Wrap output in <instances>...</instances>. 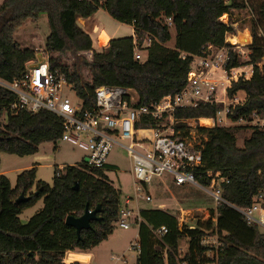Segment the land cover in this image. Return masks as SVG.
Masks as SVG:
<instances>
[{
  "label": "trees",
  "instance_id": "obj_1",
  "mask_svg": "<svg viewBox=\"0 0 264 264\" xmlns=\"http://www.w3.org/2000/svg\"><path fill=\"white\" fill-rule=\"evenodd\" d=\"M246 6L252 11L248 59L241 60L240 54L230 49L225 68L251 66V75L233 80L227 90L230 98L240 90L245 92L244 100L230 106L228 117L233 122L251 119L253 112L264 114V0H3L0 79L10 82L21 78L25 63L36 58L35 50L22 47L14 33L25 20H37L44 13L49 25L44 49L49 68L64 73L84 109L96 108L95 88L104 84L133 89L138 96L135 106L150 105L182 90L192 55L201 54L208 45L221 46L226 33L234 34L232 23H225L221 16L230 17L232 9ZM99 8L118 22L132 25L134 35L111 37L106 47L94 48L78 19L91 17ZM167 18L173 26L167 24ZM171 27L175 30L174 48L166 45L172 38ZM147 36L151 41L144 48L145 61H141L134 56L135 47H140ZM65 55L70 56L69 61ZM16 103V94L0 84V151L26 155L35 153L44 141L56 143L61 138L63 127L55 113L47 109L29 111ZM223 107L222 102L199 101L178 108L174 113L176 136L187 133L183 119L216 117ZM152 124L144 118L135 126ZM245 130L249 134L239 146L237 134ZM198 132L204 133L206 140L202 142V165L194 168L195 176L203 186L211 182L209 172H219L225 179L220 182L225 202H220L216 211L220 218L228 219V226L221 220L214 222L211 215L194 227H180L169 210L140 206L141 221H132L138 226L135 264H264V228L245 221L233 207H246L264 197V126L216 123L212 127L198 126ZM108 166L107 162L101 168L91 167L83 160L56 166L51 184L36 180L35 165L21 170L14 186L6 174L0 173V216L3 198L12 201L18 212L43 200L41 209L32 215L37 224L30 233L5 230L0 224V264H80L66 262L65 252L98 246L113 231L119 217L120 191L106 174ZM21 193L29 197L17 203ZM98 204L99 219L91 220L90 227L82 229L78 237L75 228L65 223L66 216H80L86 205L94 209ZM161 226L167 231L159 235ZM224 227L228 229L225 233ZM209 230L218 236V248L202 244ZM182 239L187 249L179 256ZM26 241L33 246L27 247L23 244ZM210 251L215 257L207 254Z\"/></svg>",
  "mask_w": 264,
  "mask_h": 264
},
{
  "label": "built area",
  "instance_id": "obj_2",
  "mask_svg": "<svg viewBox=\"0 0 264 264\" xmlns=\"http://www.w3.org/2000/svg\"><path fill=\"white\" fill-rule=\"evenodd\" d=\"M221 20L228 23L222 18ZM166 21L169 26H173L171 18H167ZM232 34L226 33L223 45H208L201 54L192 55L182 90L174 95H164L150 105L135 106L138 96L133 89L104 84L95 88L96 108L84 109L82 100L76 96L73 84L67 81L64 73L50 70L48 56L27 61L21 78L10 82L0 79V84L16 94L18 106L29 111L47 109L55 113L63 127L60 140L82 149L85 152L83 161L87 165L103 167L115 145L127 151L131 161L134 194L121 200L116 222L120 227L127 229L134 219L141 221L140 200L152 199L149 183L155 176L169 174L176 185L192 184L205 190L212 196L215 205L225 202L220 187V182L225 179L220 178L219 172L208 173L212 177L208 186L199 184L196 179L194 168L202 165V142L206 140V136L198 132V126L212 127L216 123L223 125L250 123L264 126V114L253 112L251 119L239 118L235 122L228 117L230 106L240 101L235 95L231 98L227 95L231 82L239 77L248 78L252 71L243 70V66L230 70L225 68L228 51L231 49L239 54L242 51L240 43L230 41ZM134 41L136 42L137 38L134 37ZM150 41L151 36H147L140 47L136 45L134 52L136 59L145 61L144 48ZM181 56L184 58L185 53L181 52ZM219 68L225 72L223 78L217 75ZM218 85L222 86L219 93ZM67 90L74 92L76 100L70 98ZM220 93H223L222 96ZM199 101L222 102L224 107L216 117L207 119L210 121L208 124H202L199 118L183 119L187 124V133L176 136L175 111L181 107L196 105ZM144 118L153 121V124L137 128L135 124ZM233 207L245 221L264 228V205L261 200L255 199L246 207ZM190 214L189 210L180 209L179 216H176L180 227L186 224L185 219ZM189 227L194 225L189 224ZM166 231V227L161 226L157 234L161 235ZM202 244L218 248V236L213 242L205 236ZM131 247L138 252L136 241ZM183 251L184 249L179 246V256L184 254ZM213 252L207 254L213 258L215 257ZM120 258L123 256L117 257ZM64 260L87 264L90 258L82 250L74 249L65 252ZM178 264L187 262L178 261Z\"/></svg>",
  "mask_w": 264,
  "mask_h": 264
},
{
  "label": "rangeland",
  "instance_id": "obj_3",
  "mask_svg": "<svg viewBox=\"0 0 264 264\" xmlns=\"http://www.w3.org/2000/svg\"><path fill=\"white\" fill-rule=\"evenodd\" d=\"M3 0H0V4ZM238 2L242 0H237ZM252 11L249 6L244 8H234L231 11V16L224 15L223 19L231 22L235 32L232 35H238L242 39L246 40L249 36V41L239 42L245 46H240L241 60L248 59V44L252 40V32L250 28V19ZM222 18V16H221ZM229 18V20L227 19ZM78 22L86 31L88 30L93 39V45L97 46L96 38L97 31L101 28L105 29L101 31V35L109 39L108 33L114 31L119 25L116 35L127 36L130 29L127 25L118 24L117 20L112 18L108 13L99 8L91 18H79ZM248 29V31H244ZM111 31V32H110ZM172 38L166 43L167 46L175 45V30L170 28ZM87 32V31H86ZM49 33V25L46 14H40L37 20L31 18L24 21V23L14 33L15 39L20 43L22 47H28L34 49L37 58L48 56L45 49V39ZM115 33V32H114ZM118 37V36H117ZM248 43V44H247ZM69 55H65L66 61H69ZM264 61V58L262 62ZM251 66H243V70L250 71ZM217 75L220 78L225 76V72L219 68ZM222 90V86L218 85L219 93ZM67 94L71 99L76 100L74 92L68 91ZM223 94V93H222ZM220 93V95L222 96ZM240 97V96H239ZM224 98L225 97H221ZM4 120V119H3ZM228 124V123H227ZM249 130L239 132L237 134V144L242 145L243 138L248 136ZM204 135V133H202ZM127 144L128 141H122ZM82 160H85V152L65 141L57 140L56 143L52 141H44L39 144L38 150L35 153L26 155L11 154L4 150L0 151V171L6 174L9 178L11 186L15 185L17 174L26 168L33 165L36 166V180H43L52 183L53 173L56 166L62 167L67 164H75ZM108 167L106 174L109 177L111 183L120 191V199H124L126 196H133V180L130 172L131 161L127 154V151L115 145L108 157ZM150 194L152 199L150 201L140 200V206L151 208H165L169 212L179 216L180 209L189 210L190 216L185 219L186 224L195 225L197 222H203L207 220L211 215L214 217V222L218 221L223 225L228 219L220 218V213L216 211L217 205L214 204L212 196H210L205 190L192 185H176L172 182L169 174H163L155 176L149 183ZM43 206V200H38L33 206L24 209L22 212H18L17 208L7 198L2 199V213L0 216V224L5 230H18L23 233H30L34 226L37 224L32 219V215L38 212ZM231 218L230 215H227ZM225 233L228 229L224 227ZM227 229V230H226ZM4 236V235H3ZM207 237L210 241H214L217 235L212 231H207ZM39 242L42 246H46V243L41 236H38ZM137 238V232L135 227L123 229L117 223L113 231L108 235L107 239L103 240L98 246L88 250L93 255L90 264H135L137 251L131 247V244L135 242ZM16 244L19 245L17 242ZM27 247L31 248L33 243L26 241ZM181 248L187 249V242L185 239L180 241ZM212 252H208L211 254ZM120 255L119 260H115V256Z\"/></svg>",
  "mask_w": 264,
  "mask_h": 264
},
{
  "label": "water",
  "instance_id": "obj_4",
  "mask_svg": "<svg viewBox=\"0 0 264 264\" xmlns=\"http://www.w3.org/2000/svg\"><path fill=\"white\" fill-rule=\"evenodd\" d=\"M74 189H77V183L74 186ZM29 196H24L23 193L19 195L16 199V202L23 201L27 199ZM100 210V205L98 204L94 209H89L86 205L84 208V212L80 216L67 215L65 218V223L71 225L75 228L77 236H80V231L82 229H87L90 227V221L94 219H99L97 216V212Z\"/></svg>",
  "mask_w": 264,
  "mask_h": 264
},
{
  "label": "crops",
  "instance_id": "obj_5",
  "mask_svg": "<svg viewBox=\"0 0 264 264\" xmlns=\"http://www.w3.org/2000/svg\"><path fill=\"white\" fill-rule=\"evenodd\" d=\"M103 10V9H102ZM104 12H106L105 10H103ZM107 13V12H106ZM226 15H228V14H226ZM93 16V15H92ZM91 16V17H92ZM91 17H89V18H91ZM228 17H229V15H228ZM82 19V18H81ZM86 19H88V18H86ZM228 20H229V18H227ZM118 22V21H117ZM118 24H120V25H124V23H120V22H118ZM125 25H127L128 27H129V29H130V32L128 33V34H131V35H134L133 33H134V29H133V26L132 25H130V24H125ZM118 28H119V25L114 29V31L113 32H111V33H108V35H109V39L111 38V37H117V36H119V35H116V31L118 30ZM102 30H105V29H103V28H101V29H99L98 31H97V38H96V44H97V46H94L93 45V47L94 48H96V49H101V48H104V47H106L107 46V44H108V41H109V39H107L106 37H103L100 33H101V31ZM88 33H89V35L91 36V34H90V32L88 31V30H86ZM244 31H248V29H245ZM115 32V33H114ZM92 38V37H91ZM99 38H102L104 41H105V43L104 44H101L100 43V41H99ZM93 40V39H92ZM251 43V42H250ZM249 45V44H248ZM171 48H174V46H171ZM264 58V57H263ZM246 66H249V65H246ZM251 69V68H250ZM236 98L238 99V100H240V101H242V100H244V98H245V92L244 91H242V90H240V91H238L237 93H236ZM240 96V97H239ZM200 120H202V119H209V118H207V117H202V118H199ZM249 134V133H248ZM0 173H1V171H0ZM261 203L264 205V197L262 198V200H261ZM162 209H164L165 210V208H162ZM130 227H135L136 228V232H137V237H138V226L137 225H135V226H133V225H131ZM129 227V228H130ZM124 229V228H123ZM128 229V228H127ZM136 240H137V238H136ZM135 240V241H136ZM77 251L79 250V249H76ZM89 250V249H88ZM88 250H82L83 252H85V253H87L88 255H89V258H90V260H89V262L87 263V264H90V262H91V260H92V258H94L93 257V255H91L89 252H88ZM79 251H81V250H79ZM123 256V255H122ZM117 257H120V255H116L115 256V260H119V259H117Z\"/></svg>",
  "mask_w": 264,
  "mask_h": 264
},
{
  "label": "bare ground",
  "instance_id": "obj_6",
  "mask_svg": "<svg viewBox=\"0 0 264 264\" xmlns=\"http://www.w3.org/2000/svg\"><path fill=\"white\" fill-rule=\"evenodd\" d=\"M224 15H225V14L222 15V19H223ZM241 39H242V38H241L240 36H238V35H232V36L230 37V41L233 42V43L244 42V40H241ZM104 40H105V39H104ZM104 40H103L102 38H99V41H100L101 44H104V43H105ZM240 44H242V43H240ZM247 44H248V43H247ZM201 122H202V124H208V123H210V121L207 120V119H202Z\"/></svg>",
  "mask_w": 264,
  "mask_h": 264
}]
</instances>
